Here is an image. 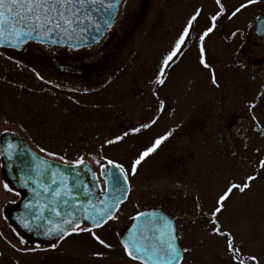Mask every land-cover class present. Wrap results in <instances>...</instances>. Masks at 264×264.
Segmentation results:
<instances>
[{
	"label": "rangeland",
	"instance_id": "1",
	"mask_svg": "<svg viewBox=\"0 0 264 264\" xmlns=\"http://www.w3.org/2000/svg\"><path fill=\"white\" fill-rule=\"evenodd\" d=\"M204 2L207 0H122L114 28L93 46L73 51L31 43L20 54L0 49V134L14 131L36 152L57 161L39 149L69 161L83 155L98 173L99 166L90 160L89 153H97L105 140L150 120L157 106L152 93L157 91L166 101L157 123L103 149V155L127 167L153 139L174 129L131 178L130 200L121 206V222L112 231H118L137 211V204L139 210L161 209L172 213L178 230H184L182 244L196 249L186 256L185 264H228L223 241L198 242L200 233L191 225L192 197L202 192L203 203L210 208L229 179L252 171L244 167L243 159L256 158L255 148L264 152V70L255 74L250 63L240 71L228 68L219 79L222 86L214 88L208 73L197 65L193 45L172 68L164 86L153 82L162 55L186 17ZM240 2L225 0L229 8ZM204 26L202 16L196 31ZM214 38L213 48L220 45L223 49L219 48L215 57L221 63L213 67L222 63L225 66L224 61L233 66L231 54L234 56L237 50L239 56L238 46L245 48L248 57L254 52L251 44L238 37L237 45L228 48L217 36ZM259 54H264V49ZM61 63L67 64L66 70L59 67ZM232 153H236L235 159ZM3 182L0 170V233L12 242L19 241L2 214L6 203H13L18 196L14 191L6 192ZM221 221L239 229L238 235L245 239L251 237L244 250L257 254L264 264V174L253 184V191L244 196L237 194L229 201ZM111 239L117 240L115 236ZM79 241L84 251L102 250L107 258H115V264H129L123 261L118 243L109 251L87 235ZM6 244L0 237V247ZM2 258L11 255L0 250Z\"/></svg>",
	"mask_w": 264,
	"mask_h": 264
},
{
	"label": "snow or ice",
	"instance_id": "2",
	"mask_svg": "<svg viewBox=\"0 0 264 264\" xmlns=\"http://www.w3.org/2000/svg\"><path fill=\"white\" fill-rule=\"evenodd\" d=\"M120 3L121 0H0V47L19 48L27 40L38 39L40 42H45L46 38L50 40L55 35L71 39L78 32L82 34L89 29L95 32L91 37L92 42L98 43L102 26L97 14L103 11L108 16V19L103 21V27L105 30L110 29ZM260 4H264V0H241L238 5L229 8L223 0H214L215 9L207 14L203 6L195 7L186 17L174 42L162 55L153 82L158 86H164L172 68L183 58L185 50L194 45L198 67L208 73L212 87L220 88L221 83L216 69L210 62L211 53L207 41L218 30L225 28L226 24L222 21L233 22L250 7ZM202 16L205 26L197 32L196 25L200 23ZM256 19L260 22L257 28L264 30V21H261L260 17ZM248 27L251 28L252 25ZM238 34L240 29L236 28L231 32V37H236ZM239 66L245 67L243 64ZM38 78L42 79L39 76ZM152 95L156 97L157 106L150 120L105 140L97 153H89L90 160L100 169L99 177L96 173H92L96 187L99 188L100 180L104 184L97 199L91 198L92 189L89 185L80 184L77 180L72 187H69L64 173H60L64 178L59 181L53 173L52 184L59 186L55 189H50L47 185L43 186V192L48 193L51 200L44 204L36 201L25 205L28 216L38 221L35 224L37 234L49 239L50 249H56L60 242L73 236L87 235L100 248L109 251L118 243L123 258L130 264H185L186 256H191L196 250L191 244H182L185 239L184 230L182 228L178 230L175 220L157 210L140 211L139 204L135 205L137 208L135 214L128 218L131 225L127 231H112L121 222L123 213L121 206L133 191L131 178L137 175L138 167L142 162L173 134L174 129L153 139L149 146L131 159L127 167L122 162L103 155V149L105 146L122 142L130 135L139 134L157 123L160 114L166 109V101L159 98L157 91H153ZM252 119L256 121V116L253 115ZM261 134L264 135V129L261 130ZM244 147L247 148V144ZM7 148L5 155L11 159L12 143H8ZM39 151L59 159L66 167H87L83 155L69 161L63 156L57 157L56 153L47 152L44 148H40ZM254 152L257 153L256 158L245 157L242 161L244 167L252 171L238 178L229 179L223 189L216 193L210 208L205 207L202 192L193 194L192 197L194 219L191 220V225L200 233L197 237L198 242L203 244L204 239L223 241V255L227 258L228 264H261V258L257 254L244 250V244L251 242V237L245 239L243 235H238L239 229L228 227L221 221V216L228 210L229 201L237 194L244 196L253 191V184L260 175L264 174V152L260 148H255ZM232 157L235 159L236 153H232ZM43 163L48 162L43 161ZM88 171H91L90 167ZM42 176L43 173L37 169L35 179L29 177L25 180V185L30 180L40 186ZM3 188L6 192L14 191L6 181L3 182ZM81 191L84 193L83 199L77 198ZM15 194L19 195V192ZM36 194L40 195L39 192ZM45 211L54 213L58 220L54 221L51 216H45ZM19 223L28 231H33V225L27 219L21 218ZM42 226L44 230L41 232L39 229ZM13 232L19 236L15 229ZM113 236L117 238L115 242L111 239ZM0 237H3L15 251L24 254L48 250L42 248L40 244L31 248H20L3 233H0ZM18 243L24 245L26 241L20 238ZM90 255L97 262L107 258V253L102 250L92 251Z\"/></svg>",
	"mask_w": 264,
	"mask_h": 264
},
{
	"label": "water",
	"instance_id": "3",
	"mask_svg": "<svg viewBox=\"0 0 264 264\" xmlns=\"http://www.w3.org/2000/svg\"><path fill=\"white\" fill-rule=\"evenodd\" d=\"M97 18L99 19V23L102 26V34L99 36L100 40L106 31L103 27V21L104 19H108V16L103 11H101L99 14H97ZM93 35H95V32L89 29V31L82 34L78 32L71 39L62 37L60 35H55L50 40L46 38L45 42H40L38 39H32L27 40L19 48H12L8 46H3L0 48L19 50L24 44L28 42H34L42 45L62 46L68 47L72 50H77L94 45L95 43H93L91 40V37ZM8 143H12L13 145L11 159H8L7 155H5V153L8 151ZM36 157H39V159H36ZM43 161H47L48 163L45 164L43 163ZM0 164L3 178L15 191L21 194V198L15 204L7 205L4 208V215L11 226H13V228L21 236L27 238L30 241L49 243V239L47 237L37 234L35 224L38 223V221H34L28 216V213L25 210V205L29 204L30 202L35 203L36 201L44 204L51 200V196L48 193L43 192V186L47 185L50 189H55L59 186L58 184H52L53 173L56 174V179L58 181L64 178L60 175V173H64V176L67 177L66 183L69 187H72L77 180H79L80 184L89 185V187L92 189L91 198L93 200L97 199V196L100 193V183L99 188H97L92 176V173L96 172L88 161H86L87 167H66L62 162L46 158L38 154L19 134L13 131L6 130L0 134ZM88 167H90L91 171H88ZM37 169H39L43 173V176L40 179V186H37L30 180L28 184L25 185V180H28L29 177L35 179ZM99 173L98 176L96 174L97 177H99ZM37 192L40 193L39 196H37ZM77 198L83 199L84 193L81 191L78 194ZM157 211L162 212L160 210ZM162 213L165 214L164 212ZM44 215L51 216L54 221L58 220L55 214L51 213L50 211H45ZM165 215L168 216L167 214ZM21 218L27 219L28 222L33 225V231H28L27 229L22 227V225L19 223ZM43 230L44 228L42 226L39 231L42 232Z\"/></svg>",
	"mask_w": 264,
	"mask_h": 264
},
{
	"label": "flooded vegetation",
	"instance_id": "4",
	"mask_svg": "<svg viewBox=\"0 0 264 264\" xmlns=\"http://www.w3.org/2000/svg\"><path fill=\"white\" fill-rule=\"evenodd\" d=\"M223 2L225 3V0H223ZM238 4L239 3L235 5H238ZM203 7L205 9V14L212 12L215 9L214 1L207 0V2H204ZM249 13H250V16L248 17ZM243 15L247 17L245 19L236 18L234 19L233 22H230V23L226 21H222L226 24L225 28L223 30H218L216 34L212 36L210 42L208 43V48L211 53L210 62L213 65L221 61V59H216L215 57H217L216 53L220 52L219 48L223 49V47L219 45L217 49L216 46L213 48V45H211V42L213 41V39H215L214 38L215 36H217L219 40L224 42L226 48H228L227 45H233L234 43L237 45V39L239 38L241 39L242 42L251 44L254 47V52L251 57H248L246 56L247 55L246 50L243 46L236 47L239 49V56L237 54L238 53L237 50H234V53H235L234 56L231 54V61L234 62L233 66L228 64L226 61H224L225 66L222 65L223 63L221 64V66L220 65L218 66V64L214 66V68L216 69V74L219 79L225 74L228 68H230L231 71L233 72L240 71L239 65L241 64L243 65L246 63L252 64L253 72H256L255 74H259L261 70H264V54H259V52H261V49H264V30H260L257 28V25L260 22L257 21L256 19V17H260L261 21H264V4L254 5L250 7L246 12L243 13ZM249 25H252V27L251 28L248 27ZM236 28L240 29V34H238L236 37H231V32L234 31ZM27 45L28 44L22 46L20 50H17V51L10 50V51L17 53V54L26 52L25 47ZM220 57L222 58V56ZM66 65L67 64L61 63L59 67L61 69L63 68L66 69L67 68ZM129 200H130V196L127 201ZM147 209H157V208H147ZM142 210H146V209H142ZM161 211H163L170 218L175 220L172 213L166 212L164 210H161ZM130 224H131V221L127 219V221L120 227L118 231L125 232ZM16 237L18 239L23 238L26 241V244L24 245H20L17 240L12 242V243H16L17 246L20 248H24V247L31 248V247H35L37 244H40L42 248H45L48 250L38 251L36 253L24 254L22 252L15 251L7 243L6 244L7 247L1 246L0 250L5 251L7 254H10L11 258L0 259V264H99L100 263V262H97L95 258L91 257L90 252L82 250L83 243L79 241L81 236H73L63 242H60L56 249H50L49 243L30 241L27 238L21 236L20 234L19 236L16 235ZM85 253H88V254H85ZM83 255L89 256V257H83ZM103 261L105 263H102V264H115L114 257L113 258L109 257L107 259H104ZM123 261L125 263L130 264V262H128L126 259H123Z\"/></svg>",
	"mask_w": 264,
	"mask_h": 264
}]
</instances>
